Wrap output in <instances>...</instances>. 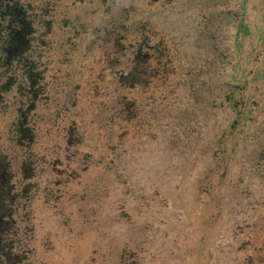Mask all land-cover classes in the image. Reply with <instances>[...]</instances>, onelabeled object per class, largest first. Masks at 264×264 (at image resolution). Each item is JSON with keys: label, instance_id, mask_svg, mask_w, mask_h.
I'll use <instances>...</instances> for the list:
<instances>
[{"label": "rangeland", "instance_id": "obj_1", "mask_svg": "<svg viewBox=\"0 0 264 264\" xmlns=\"http://www.w3.org/2000/svg\"><path fill=\"white\" fill-rule=\"evenodd\" d=\"M20 1L42 72L26 264H264V0Z\"/></svg>", "mask_w": 264, "mask_h": 264}, {"label": "trees", "instance_id": "obj_2", "mask_svg": "<svg viewBox=\"0 0 264 264\" xmlns=\"http://www.w3.org/2000/svg\"><path fill=\"white\" fill-rule=\"evenodd\" d=\"M34 32L35 22L20 0H0V70L16 67L21 70L18 87L28 103L17 110L12 125L17 149L13 160L0 153V264H26L27 259L26 235L20 223L29 186L22 184L21 179L32 176L28 149L34 140V130L29 124V110L37 97L36 85L42 73L32 50ZM7 84L10 83H4L2 88Z\"/></svg>", "mask_w": 264, "mask_h": 264}]
</instances>
